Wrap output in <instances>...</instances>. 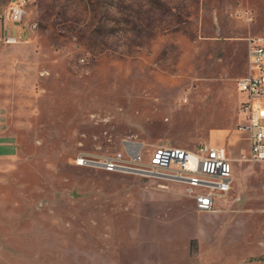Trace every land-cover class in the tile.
<instances>
[{
    "label": "rangeland",
    "instance_id": "rangeland-1",
    "mask_svg": "<svg viewBox=\"0 0 264 264\" xmlns=\"http://www.w3.org/2000/svg\"><path fill=\"white\" fill-rule=\"evenodd\" d=\"M23 20L25 41L0 43L16 142L0 157V264H264V165L237 160L236 89L264 0H26ZM126 138L223 146L230 193L200 213L179 184L71 161Z\"/></svg>",
    "mask_w": 264,
    "mask_h": 264
},
{
    "label": "built area",
    "instance_id": "built-area-1",
    "mask_svg": "<svg viewBox=\"0 0 264 264\" xmlns=\"http://www.w3.org/2000/svg\"><path fill=\"white\" fill-rule=\"evenodd\" d=\"M26 0L0 6V43L18 44L26 39ZM247 71L236 81L242 95L238 131L248 140L247 155L238 161L264 165V36L248 39ZM72 163L81 168L152 179L158 187L179 184L200 213H214L232 189L233 162L220 145L204 144L193 150L177 147H146L136 139L121 140L112 153H78Z\"/></svg>",
    "mask_w": 264,
    "mask_h": 264
},
{
    "label": "crops",
    "instance_id": "crops-1",
    "mask_svg": "<svg viewBox=\"0 0 264 264\" xmlns=\"http://www.w3.org/2000/svg\"><path fill=\"white\" fill-rule=\"evenodd\" d=\"M0 141H2V143H5L7 147H10L13 149V153L12 154H8V155H3L0 156L2 158L5 157H12L15 155L16 153V142L14 140H12L9 136L4 134V131L0 129Z\"/></svg>",
    "mask_w": 264,
    "mask_h": 264
}]
</instances>
